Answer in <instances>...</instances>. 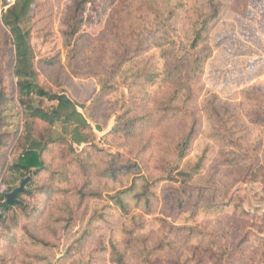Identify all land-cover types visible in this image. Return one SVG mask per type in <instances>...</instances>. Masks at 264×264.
Here are the masks:
<instances>
[{"label":"rangeland","instance_id":"1","mask_svg":"<svg viewBox=\"0 0 264 264\" xmlns=\"http://www.w3.org/2000/svg\"><path fill=\"white\" fill-rule=\"evenodd\" d=\"M71 1L38 0L25 29L30 32L39 82L52 91L64 92L82 107L80 111L95 132L92 143L74 146L81 159L93 163L94 168L87 174L81 170L68 153V145L50 149L46 154L48 163L52 162L56 170L69 178L59 184L70 190L63 203L69 204L74 214L67 213L70 210L65 211L66 206L60 208L62 199L58 195L51 199L42 193L32 198L22 197L29 205L28 213L14 208L0 221V264L36 263L37 258L30 256L41 258V264H111L110 239H119L125 220L109 195L126 187L127 177L115 184L100 178L92 180L100 172L95 163H116L121 155V162H137L147 168L158 161L157 156L166 153V146L179 127L176 118L166 120L152 113L156 88H141L131 94L125 88L122 74L111 79L109 85L113 90L102 91L95 79L83 78L80 73L83 70L74 75L68 64L73 49H79L77 62L90 72L98 68L106 72L112 60L124 52V40L138 39L136 33L129 37L128 33L135 29L141 0H130L118 16L113 15L116 0H98L87 5L79 18L81 34L69 48L64 20ZM177 1L181 7L179 15L170 22L168 12L175 10V5L173 9H161L166 10L167 15L162 18L169 24L162 23V18L156 22L154 12H160L147 5L148 21L144 26L147 39L141 54L157 55L159 45L185 42L191 36L196 10L202 7L203 0ZM222 1V18L208 35L212 55L195 83V97L189 104L197 118L198 131L190 156L181 168L194 175L187 183L194 193L190 198L182 196V182L165 181L152 189L157 196V208L155 214L146 217L150 230L163 231L166 240H175V250L167 248L160 264H172L173 258L180 264H261L264 259V0ZM7 2L12 4L15 0ZM8 7L0 2V93L4 90L10 100L9 119L3 131L13 133L15 139L23 124L12 71L14 53L9 32L1 23ZM101 7L105 10L98 16L97 9ZM152 24L155 29L150 27ZM159 63L162 68L164 63ZM40 102L36 100V104ZM49 105L43 101V106ZM131 108L147 118L143 129L138 130L143 133L128 144L126 138L114 136L113 130L119 118ZM187 118L192 122L193 117ZM9 153V162H13L21 151L12 148ZM3 166L2 163L0 174L3 173L4 180L0 192L9 184ZM48 177L43 174L39 179ZM90 180L95 189L92 191L100 197L82 200L78 191ZM179 198H186L184 208L180 207ZM35 206L39 212L30 216ZM237 206H242L250 216L238 213ZM158 220L186 226L199 234L191 237L188 230L173 236L169 230H161L162 222ZM32 235L45 239L49 246L37 244ZM241 244L244 245L238 247Z\"/></svg>","mask_w":264,"mask_h":264},{"label":"trees","instance_id":"2","mask_svg":"<svg viewBox=\"0 0 264 264\" xmlns=\"http://www.w3.org/2000/svg\"><path fill=\"white\" fill-rule=\"evenodd\" d=\"M8 0H0L5 6H9L2 16V25L7 29L10 36L11 51L14 53L13 60V76L16 79L17 104L22 111L21 122L23 129L14 139V134L9 131H3L4 126L9 119L7 108L9 98L4 90L0 93V165L3 163V172L7 170L9 184L5 191L0 192V208L3 215L9 213L14 208L21 209L22 212L28 213L29 205L24 203L22 197H34L36 194L42 193L48 198L60 196L62 203L60 208L66 206L70 212L74 214L69 204L63 203L67 199L70 192L69 189L63 188L59 183L67 182L69 178L62 171L54 168L52 162L47 161L46 154L53 147H63L68 145L70 156L75 158L78 166L85 173L91 169L93 171V163H85L80 154L76 153L74 146L89 145L95 140V132L88 122L87 118L80 111L82 107L77 105L64 92L52 91L39 82L38 72L35 67V54L30 43V32L25 29L26 24L30 21V13L38 0H16L9 4ZM98 0H72L65 17V38L68 47L72 48L74 41L78 39L80 31L79 19L85 13L89 4H96ZM199 1V0H197ZM130 0H116L113 9V15L118 16L123 6ZM177 0H141V5L137 11L134 20V30L128 33V37L132 33H136L138 39H125L122 44L124 52L121 56L112 60L106 72L103 73L100 68L90 72L81 63L77 62L81 50L73 49V55L69 61V67L74 75L82 74L83 78H93L97 81L102 91H111L113 86L109 85L111 79L117 75H122L125 88L132 94L141 88H156L157 97H154L151 105V111L156 117H163L166 120L173 121L176 118L179 123L177 132L173 135L166 153L157 156L156 163L144 168L139 163L121 162V155L118 156L116 163L106 161L95 163L100 168V172L94 179L107 180V183L115 184L123 181L127 177V186L123 189L113 191L109 195V200L116 206L121 217L125 222L120 228L118 240L110 239L108 247L109 261L111 264H160L163 259L164 252L167 248L175 250V240L171 238L166 240L162 233L152 232L150 230L147 215L155 214L157 205V196L153 192V188L161 182L183 183L182 196L190 198L193 191L188 189L187 183L194 177L192 173L184 172L181 168L182 162L187 160L192 151V145L197 135V118L189 104L195 97V83L199 80L204 71V66L212 55V49L208 45V35L221 20L224 10L222 0H203V5L196 10V20L193 27V33L185 42L170 41L166 44L158 46L157 55H147L142 53L147 36L144 35L147 25V5H150L160 13L154 12L153 17H165L168 8L176 9L168 12L167 20L177 18L179 15L180 4ZM104 8H98L97 14L101 15ZM162 18V23L167 20ZM94 20V19H93ZM146 21V23H145ZM159 25V24H158ZM167 26V24L165 25ZM155 29L154 24L150 26ZM161 28V27H160ZM145 30V31H144ZM149 30V28H147ZM126 37V38H128ZM77 44V43H76ZM133 52V55H131ZM159 61L164 63L161 68ZM85 69V70H84ZM39 99L40 104H36ZM43 101H47L50 105L43 106ZM137 109L131 108L125 112L118 120L113 130L114 136L126 138L128 144L136 139V136L143 133L138 131L143 127L147 116L138 113ZM187 116L193 117L192 122ZM12 117V116H11ZM177 123V124H178ZM143 129V128H142ZM14 148L20 150L15 161L9 162L10 150ZM146 151V150H145ZM67 153V155H68ZM144 152H142V155ZM90 156V154H87ZM113 160H117L113 156ZM198 170V167L195 171ZM43 174H48V179H39ZM256 177V175H255ZM3 173L0 174V185L3 179ZM27 178L25 190L17 195V203L10 205L6 201V195L12 193ZM99 179V180H100ZM180 179H183L182 181ZM88 181L84 189L78 191L79 198L87 200L91 198H99L100 194L94 192L92 186L93 181ZM190 194H187V192ZM201 192V191H200ZM202 196V192H201ZM186 198H179L178 203L181 208L185 206ZM62 212L64 210L60 209ZM236 211L242 212L246 216H250L244 212L242 206H237ZM38 213L39 209L35 206L30 212ZM222 211L220 210V213ZM0 215V221L3 218ZM74 219V218H72ZM162 222L161 230H169L173 236L182 234L190 230V236H194L193 229L169 224L165 220ZM93 222H89L92 224ZM148 225V226H147ZM230 227H234L231 223ZM202 234V232H200ZM1 239V236H0ZM32 240L39 245L48 247L49 243L40 237L32 235ZM263 248H264V239ZM244 244L239 245L242 247ZM235 256V250H232ZM228 255L231 253L227 251ZM224 255V254H222ZM34 261H25L24 264H41L42 259L37 256ZM180 264L177 259L172 260V264ZM23 264V262H22ZM261 264H264V259Z\"/></svg>","mask_w":264,"mask_h":264},{"label":"water","instance_id":"3","mask_svg":"<svg viewBox=\"0 0 264 264\" xmlns=\"http://www.w3.org/2000/svg\"><path fill=\"white\" fill-rule=\"evenodd\" d=\"M29 181H30V178H27L12 193L6 195V201L8 204L15 205L18 202L17 201V195L25 190V187Z\"/></svg>","mask_w":264,"mask_h":264},{"label":"built area","instance_id":"4","mask_svg":"<svg viewBox=\"0 0 264 264\" xmlns=\"http://www.w3.org/2000/svg\"><path fill=\"white\" fill-rule=\"evenodd\" d=\"M16 1V0H15ZM0 215H3V212H2V210H1V208H0Z\"/></svg>","mask_w":264,"mask_h":264}]
</instances>
